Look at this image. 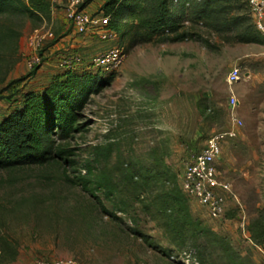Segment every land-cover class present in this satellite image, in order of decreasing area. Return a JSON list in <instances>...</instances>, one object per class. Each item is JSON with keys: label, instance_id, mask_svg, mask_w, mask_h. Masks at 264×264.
Here are the masks:
<instances>
[{"label": "rangeland", "instance_id": "obj_1", "mask_svg": "<svg viewBox=\"0 0 264 264\" xmlns=\"http://www.w3.org/2000/svg\"><path fill=\"white\" fill-rule=\"evenodd\" d=\"M239 5L238 15L254 25L247 6ZM186 22L172 36L186 34L181 41L131 45L128 37L103 41L88 35L90 44L70 48L67 37L77 35L67 20L65 0H55L40 20L18 10L0 15V122L12 113V97L44 88L63 71L58 67L63 57H80L75 74L106 76L90 64L92 59L104 46L124 51L111 84L83 109L85 131L67 142L78 167L0 169V264L60 259L77 264H264V32L255 28L260 41L245 44L236 41L234 32L220 34ZM35 30L49 31L53 39L33 49L28 39ZM33 56L41 59L37 69L27 67ZM234 67L240 79L228 85ZM231 97L238 102L241 134L223 141L218 169L237 201L228 200L224 217L212 221L188 200L192 218L211 233L195 242L191 233L174 229L172 211L162 212L171 210L163 195L171 182L164 183V173L168 169L179 184L185 164L206 140L226 131ZM98 145L112 149L104 164L108 172L120 177L117 170L132 169L152 175L141 197L136 201L134 196L127 214H116L117 219L63 180V171L77 175L74 169L92 159ZM132 189L126 186L121 194L130 199ZM103 207L111 211L110 203L103 201Z\"/></svg>", "mask_w": 264, "mask_h": 264}, {"label": "trees", "instance_id": "obj_2", "mask_svg": "<svg viewBox=\"0 0 264 264\" xmlns=\"http://www.w3.org/2000/svg\"><path fill=\"white\" fill-rule=\"evenodd\" d=\"M92 1L88 0L84 6ZM173 1L106 0L96 13L108 17L107 28L120 39L128 37L131 45L181 41L187 37L186 34L172 36L185 21L201 23L220 34L234 32L236 41L240 43L260 41L256 27L238 15L241 9L239 1L247 6L244 0ZM52 3L53 0H0V15L8 10H18L29 19L40 20L50 14ZM113 74L101 76L86 72L78 75L63 70L53 76L44 88L26 91L20 99L12 97V113L0 122V169L14 170L46 164H65L71 169L78 167L72 159L73 149L68 147L67 142L85 131L87 124L81 123L83 109L91 96L111 84ZM111 155L110 145L95 146L92 159L74 169L77 175L70 177L63 171V180L70 186L79 187L104 215L117 219L116 214H127L126 204L134 196L136 201L141 197L140 191L149 184L152 175L142 174L140 170L136 173L132 169L117 170L121 176L114 175L104 166ZM164 174V183L171 182L163 193L171 210L165 207L162 212L172 211L174 229L178 233H191L195 242L197 237L211 234L201 222L192 218L188 198L177 184L176 175L168 169ZM126 186L133 187L134 195L130 199L121 194ZM103 201L111 204V211L103 207ZM130 232L141 236L134 230Z\"/></svg>", "mask_w": 264, "mask_h": 264}, {"label": "built area", "instance_id": "obj_3", "mask_svg": "<svg viewBox=\"0 0 264 264\" xmlns=\"http://www.w3.org/2000/svg\"><path fill=\"white\" fill-rule=\"evenodd\" d=\"M55 0H53L54 2ZM66 17L77 36L94 35L99 40H116L117 34L109 30V18L101 14L88 13L84 6L88 0H65ZM248 6L254 26L264 32V0H244ZM176 3V0L173 1ZM184 23H187L186 21ZM53 35L49 31L35 30L28 39V46L33 49L40 48L44 41H51ZM124 59L123 48L114 45L96 55L91 65L104 73H114L120 67ZM41 59L33 56L27 62V67L32 69L40 65ZM89 64V65H90ZM82 65L79 56H65L58 62V67L63 70L74 71L75 66ZM89 65L84 70H89ZM240 79V70L237 67L231 69L226 78V83L232 85ZM237 100L231 97L229 107V127L226 131L216 134L206 140L200 152L185 164L180 178L179 187L188 200L202 208L210 220H219L224 217L227 210L228 200H234L230 182L223 178L218 169V163L222 157V143L227 139H235L242 121L237 117L235 109ZM33 264H77L71 259L38 260ZM198 264V263H194Z\"/></svg>", "mask_w": 264, "mask_h": 264}, {"label": "crops", "instance_id": "obj_4", "mask_svg": "<svg viewBox=\"0 0 264 264\" xmlns=\"http://www.w3.org/2000/svg\"><path fill=\"white\" fill-rule=\"evenodd\" d=\"M94 1V0H93ZM93 1L86 7V11L88 13H94V12H97V9L100 8V6L106 1V0H102L100 1L101 3H97L96 5L94 4L93 5ZM60 15V14H59ZM68 39V42H70V48H81L82 46H87L88 44H90L92 41V37L91 36H88V35H84V36H74V34H71L67 37ZM104 48L108 49L110 47H106L104 46ZM105 49V50H106ZM240 132L238 131V136H240ZM236 137V138H237ZM235 196V194H234ZM234 202L237 201L236 199V196H235V199L233 200Z\"/></svg>", "mask_w": 264, "mask_h": 264}]
</instances>
